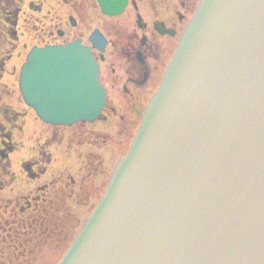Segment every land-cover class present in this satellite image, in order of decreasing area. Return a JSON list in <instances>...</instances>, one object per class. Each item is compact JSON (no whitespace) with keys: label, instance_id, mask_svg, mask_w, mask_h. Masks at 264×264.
<instances>
[{"label":"water","instance_id":"1","mask_svg":"<svg viewBox=\"0 0 264 264\" xmlns=\"http://www.w3.org/2000/svg\"><path fill=\"white\" fill-rule=\"evenodd\" d=\"M78 44L21 69L46 123L99 116L105 92ZM59 264H264V0L204 1Z\"/></svg>","mask_w":264,"mask_h":264},{"label":"flooded vegetation","instance_id":"2","mask_svg":"<svg viewBox=\"0 0 264 264\" xmlns=\"http://www.w3.org/2000/svg\"><path fill=\"white\" fill-rule=\"evenodd\" d=\"M199 1L105 0L123 6L104 14L98 0H0V79L14 57L19 23L24 32L32 24L33 45L20 66L33 48L77 41L97 64L106 94L96 120L53 125L23 103L20 66L17 97L0 83V264L62 258L126 153ZM29 116L38 132L23 135Z\"/></svg>","mask_w":264,"mask_h":264},{"label":"rangeland","instance_id":"3","mask_svg":"<svg viewBox=\"0 0 264 264\" xmlns=\"http://www.w3.org/2000/svg\"><path fill=\"white\" fill-rule=\"evenodd\" d=\"M32 26H33L32 24L28 25V27H27L28 28V32H24V29L22 28V26H20V23H19L18 28H17V32L20 33L21 35L18 36L19 37V41L16 44L17 48L15 50L14 57L11 60V62L8 65H6L4 75L0 79V83L3 84L8 91H14L13 94L16 97H17L18 94H17V91L15 90V86H16L15 85V81L17 80L18 67L21 64L20 59H22V57L26 53L27 49L30 48L31 45H33L32 37L34 36V34L32 32V28H33ZM23 45H26V49H23ZM12 69L15 72V76H13V77L11 76V74L13 73ZM12 79L14 80V82H12ZM1 89H3V87H1ZM12 103H13V101H12ZM19 105H20L19 103H17V102L15 103L14 102V107L17 110L23 111L22 104H21L22 107H20ZM12 107H13V104H12ZM23 123H24V125H23V135L27 134V130L28 129H35L36 130V127H37V130H36L35 133L38 132V124L39 123L34 121L31 116L25 118ZM62 250H63V248L61 247L60 251H62ZM57 258L58 257L55 254L54 257L51 259L52 261L49 260V261H46V263L47 264H53L57 260Z\"/></svg>","mask_w":264,"mask_h":264}]
</instances>
